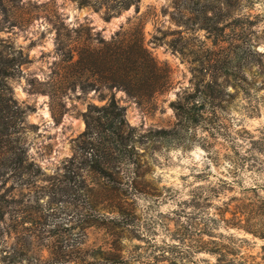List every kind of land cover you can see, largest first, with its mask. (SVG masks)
I'll list each match as a JSON object with an SVG mask.
<instances>
[{
	"label": "rangeland",
	"instance_id": "1",
	"mask_svg": "<svg viewBox=\"0 0 264 264\" xmlns=\"http://www.w3.org/2000/svg\"><path fill=\"white\" fill-rule=\"evenodd\" d=\"M95 3L0 0V52L23 59L8 82L25 110L24 141L40 167L28 187L15 177L0 179L11 211L0 221V264H119L117 254L127 264H218L212 249L229 238L258 253L264 239L225 219H245V206L264 199V173L242 161L247 132L264 135V0ZM108 11L120 12L107 19ZM134 56L144 58L133 63ZM149 56L160 68L153 78ZM112 78L122 84L109 87ZM129 81L137 93L125 88ZM204 91L223 100L207 105L185 144H137L145 152L141 187L122 199L130 211L124 236L113 225L121 195L96 185L103 182L97 176L85 172L90 204L59 191L90 104L114 96L144 133L174 127L175 102ZM14 198L33 220L21 233ZM83 212L93 223L85 229Z\"/></svg>",
	"mask_w": 264,
	"mask_h": 264
},
{
	"label": "trees",
	"instance_id": "2",
	"mask_svg": "<svg viewBox=\"0 0 264 264\" xmlns=\"http://www.w3.org/2000/svg\"><path fill=\"white\" fill-rule=\"evenodd\" d=\"M81 5H93L97 0H77ZM114 13L108 11L106 18L110 19ZM144 58V57H142ZM141 57H133V63H139ZM153 68L151 77H155L160 69L153 57L148 58ZM22 58H6L0 52V179L5 181L6 177H15L18 185L28 187L32 177H36L40 171L29 154V146L24 141V134L27 132L25 121V110L14 98L13 88L8 80L14 77L16 70L22 64ZM122 84L117 78H112V86ZM129 93H137L133 81H129L125 87ZM155 87L154 91H159ZM140 98L141 95H135ZM223 100L221 95H188L185 101L175 102L179 121L172 128L150 129L147 132L139 133L126 118L124 106L112 96L104 105L90 104L83 116L86 122V129L76 139V149L70 157L68 170L64 173L63 183L59 191L72 193L77 198L91 202V190L86 174H93L101 179L95 182L103 190L111 191L121 199L116 202L117 218L113 225L117 230L125 231L130 225L128 216L129 208L122 203L123 198H129L130 191L140 190L141 157L145 152H140L137 144L146 148L158 149L160 144L170 146H182L191 127L198 126L204 119V112L208 104H215ZM247 147L243 154L242 161L253 172L264 173V135L256 137L247 132ZM185 146V145H184ZM129 170L122 175L123 169ZM86 172V174H85ZM27 184V185H26ZM255 186L254 188H257ZM19 206L15 210L13 221L16 224L17 233L26 229V223L33 220L28 214L25 202L22 199L14 200ZM5 202H9L4 196H0V221H5L11 214ZM90 204V203H89ZM94 207V206H93ZM95 209V207H94ZM88 213V211H86ZM86 213H82L83 228H87L92 219ZM246 218L235 217L232 221L225 219V222L232 226L242 228L252 235L264 239V199L259 202H249L242 211ZM236 220V221H234ZM245 220V223L243 222ZM87 224V225H86ZM122 236L123 233H122ZM230 243L221 244V247L212 249L217 256L218 264H264V245L261 250L254 254L246 252L243 246L234 238H229ZM240 242H248V239H240ZM83 241L72 244L70 248L78 249ZM239 246V247H238ZM26 253L32 251L26 247ZM119 264H127L128 260L117 254ZM19 262H22L19 260ZM31 262V261H30Z\"/></svg>",
	"mask_w": 264,
	"mask_h": 264
}]
</instances>
